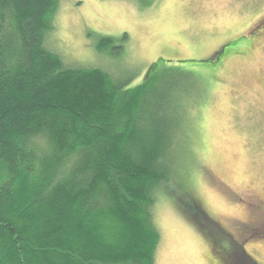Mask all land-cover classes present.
Instances as JSON below:
<instances>
[{"label":"trees","instance_id":"1","mask_svg":"<svg viewBox=\"0 0 264 264\" xmlns=\"http://www.w3.org/2000/svg\"><path fill=\"white\" fill-rule=\"evenodd\" d=\"M58 6L0 0V264H155L154 204L175 189L178 210L233 264L222 227L187 205L177 111L159 109L146 81L125 89L64 65L46 44Z\"/></svg>","mask_w":264,"mask_h":264},{"label":"rangeland","instance_id":"2","mask_svg":"<svg viewBox=\"0 0 264 264\" xmlns=\"http://www.w3.org/2000/svg\"><path fill=\"white\" fill-rule=\"evenodd\" d=\"M54 27L46 44L64 65L101 69L125 89L146 81L159 109L177 111L187 205L222 227L228 262L264 264V0H59ZM249 34L261 44L239 59ZM102 38L114 43L99 51ZM167 195L154 204L155 264H222L174 204L179 190Z\"/></svg>","mask_w":264,"mask_h":264},{"label":"flooded vegetation","instance_id":"3","mask_svg":"<svg viewBox=\"0 0 264 264\" xmlns=\"http://www.w3.org/2000/svg\"><path fill=\"white\" fill-rule=\"evenodd\" d=\"M250 35V36H249ZM247 36H242L240 38V45H239V53H236L237 54V57L239 59H244L246 60L245 58L248 57V55L252 53V50L255 49V46L256 45H260L262 41L261 38L263 37L262 34H260V36H256L254 34H249ZM226 43V42H224ZM256 43V45H255ZM225 44H223L222 46H224ZM255 45V46H254ZM221 46V47H222ZM220 47V48H221ZM223 48V47H222ZM256 202L257 204L255 205V207H258V208H262L264 207V201L262 200H259V199H256ZM248 203V202H247ZM249 204V203H248ZM264 211V210H263ZM225 258V257H224ZM226 259V258H225ZM223 264V262H221Z\"/></svg>","mask_w":264,"mask_h":264}]
</instances>
